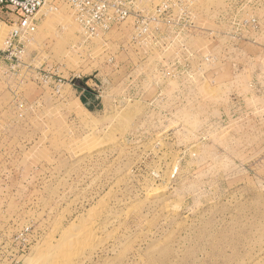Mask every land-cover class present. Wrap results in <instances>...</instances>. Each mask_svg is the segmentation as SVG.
<instances>
[{
	"label": "rangeland",
	"instance_id": "obj_1",
	"mask_svg": "<svg viewBox=\"0 0 264 264\" xmlns=\"http://www.w3.org/2000/svg\"><path fill=\"white\" fill-rule=\"evenodd\" d=\"M230 1L171 0L173 45L41 9L0 63L1 262L264 264V0Z\"/></svg>",
	"mask_w": 264,
	"mask_h": 264
},
{
	"label": "built area",
	"instance_id": "obj_2",
	"mask_svg": "<svg viewBox=\"0 0 264 264\" xmlns=\"http://www.w3.org/2000/svg\"><path fill=\"white\" fill-rule=\"evenodd\" d=\"M49 1L54 0H0V37L5 27L3 48H0V63L12 61L22 54L23 39L35 30V18ZM69 6L77 24L86 37H100L111 30L133 20L136 30H139L145 13L153 11L155 34L159 41L153 44L173 45L181 43L191 34L186 25L180 26L173 15V3L163 2L150 7L149 0H59ZM237 0L228 2L235 3ZM50 2L49 4H51ZM233 14L235 11L228 10ZM234 15L227 19L234 26ZM141 22V23H140ZM250 23V22H246ZM255 24V20L252 21ZM175 31V32H174ZM0 264H5L0 261ZM9 264H20L12 260Z\"/></svg>",
	"mask_w": 264,
	"mask_h": 264
},
{
	"label": "bare ground",
	"instance_id": "obj_3",
	"mask_svg": "<svg viewBox=\"0 0 264 264\" xmlns=\"http://www.w3.org/2000/svg\"><path fill=\"white\" fill-rule=\"evenodd\" d=\"M4 35H5V31L2 33L1 37H2V36L4 37ZM1 37H0V39H1Z\"/></svg>",
	"mask_w": 264,
	"mask_h": 264
}]
</instances>
